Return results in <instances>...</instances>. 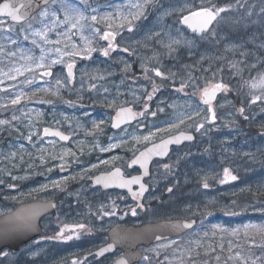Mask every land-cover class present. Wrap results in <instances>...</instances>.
I'll return each mask as SVG.
<instances>
[{"label": "rangeland", "instance_id": "1", "mask_svg": "<svg viewBox=\"0 0 264 264\" xmlns=\"http://www.w3.org/2000/svg\"><path fill=\"white\" fill-rule=\"evenodd\" d=\"M74 2L79 4L77 0ZM131 2L135 0H88L91 8L97 9V12L89 11L88 14L103 17L126 13L125 5ZM158 2H162L165 8L176 10L173 15L165 17L163 23L169 26L165 31L174 37L179 34L193 41L191 47L180 45L176 52L169 54L155 40L146 41L150 31L161 30L157 22L160 12L151 7L146 13L153 16L145 13L146 18L135 22L132 32L127 30V25L121 29L120 22L114 20L101 19L93 25L99 29L91 45L94 48L104 31H115L133 48H144L146 54L142 62L152 64V68L148 70L150 77L146 74V79L141 81L133 75H126L129 78H124L125 82L107 80L113 74L104 72L103 68L108 65L98 61L84 63L77 71L78 79L71 85L66 82L67 64L91 57L84 58L83 53L64 56L63 63L49 67L51 60L58 57L55 53H47V49L60 47L69 52H82L85 45L80 33H68V39L57 36V32H66V27L61 25L56 32L49 33L50 40L60 39L59 45H43L36 38L47 53L42 62L44 67H38L41 48L31 43L33 37L27 28L29 23L39 27L33 19H38V12L19 24L0 18L3 21L0 23V121L6 122L0 124V177L29 181L32 185L28 189L33 191L34 197L63 194L61 207L54 214L55 222L53 219L45 222L42 238L31 245L30 250L15 257L0 256V259H30L31 264H73V261L77 264H113L120 251L98 261L84 255L106 241L105 233L111 226L195 216L198 218L195 228L181 236L144 247V258L137 264H253L254 260L256 264H264V231L244 228L245 225L264 226V208L260 202L264 196V138L251 137L240 131L237 124L243 115L239 109L245 111L247 106L252 112L249 124L264 129V89L251 87L260 74H264V12L261 11L264 0ZM201 5L234 6L223 13L221 21L215 25L218 30L215 40H202L199 34L188 31L177 22L182 8L191 6L195 10ZM60 18H63L62 14ZM84 35L90 36V33L85 31ZM162 39L167 43V37ZM229 45L240 47L229 50ZM242 52L248 54L242 56ZM128 61L121 64L129 67L131 63ZM253 64L255 67H250ZM156 68L162 76L153 74ZM46 70L51 71V75H44ZM97 78L105 82L98 83ZM57 79L63 86L57 85ZM217 82L227 85L228 90H223L211 104L215 114V120H212L209 106L200 101V91ZM182 83L186 86L180 91ZM110 86L116 87L115 93ZM149 94H152L151 100L147 99ZM119 95L131 104L138 103L144 118L131 127L109 134L107 115L121 103ZM257 96L261 99L252 103ZM17 97L20 102L13 104ZM92 97L98 103L97 107L81 112L78 100L89 101ZM85 105L94 104L90 101ZM153 106L159 110L158 116L150 119L151 110L155 112ZM67 109L70 112L67 113ZM95 109L97 113L93 112ZM201 124L203 128L197 131ZM139 125L146 127L141 130ZM169 125L173 127L169 128ZM44 126L63 128L73 135L71 143L62 144L43 136ZM157 129L164 131L157 132ZM179 129L195 131L197 141L193 145L175 148L166 160L153 163L147 179L150 192L144 200L137 202L132 198L125 199L127 196L121 193L102 192L87 181L91 174L111 166L126 168L129 157L140 147ZM150 133H154L151 139L144 140ZM111 144L117 147L110 148ZM101 147L109 150L101 151ZM66 152L69 154L65 155ZM61 156L63 160L58 158ZM100 161L108 163L101 164ZM23 163L29 165L22 166ZM94 164L98 166L91 168ZM164 165L169 168L165 169ZM225 168L237 179L220 183ZM64 177L68 179L61 189L51 187L52 181ZM204 183L208 184L207 188ZM45 184L49 187L42 189ZM70 185L73 187H68ZM74 185L79 191L63 193V189H74ZM70 194L74 198L72 202L68 201ZM120 196L124 202L119 200ZM1 210L3 207L0 206ZM226 211L237 214L228 215ZM105 212L114 214L104 215ZM81 223L85 229L79 230V238L74 236L68 241L48 239L56 236L58 231L55 230H60L58 226ZM233 229L238 231L233 233ZM66 234L73 235L71 231Z\"/></svg>", "mask_w": 264, "mask_h": 264}, {"label": "snow or ice", "instance_id": "2", "mask_svg": "<svg viewBox=\"0 0 264 264\" xmlns=\"http://www.w3.org/2000/svg\"><path fill=\"white\" fill-rule=\"evenodd\" d=\"M237 3H239V0H237ZM242 6V5H241ZM127 8V12H117L115 15L109 14L103 17H98V15H89V11L91 12H97V9L91 8V5L88 3V0H79V4L74 2V0H51V3H49V0H4V2L0 3V15L10 17L13 22H22L27 19L30 13L33 11L38 12V19L37 17H33V19L39 24V27H33V24L29 23L27 25V28L31 32V36L33 37L31 43L35 45L38 48H41V56L39 57V60L41 61L40 64H38V67H44V64L42 63L47 53H55L58 57L57 59L51 60L50 64L48 65L51 67L52 64H58L63 63V57H74L77 55H82L84 58H90L92 53L97 51L98 49L92 47L93 38L96 37L99 33V29H96L93 27V25L98 20H114L119 21V27L122 29L125 25H127V30L129 32H132L134 30L135 22L140 21L142 19H145V13L146 11L151 7L157 9L160 14L157 18V22L160 26L159 32H152L150 31L148 35H146L145 40L151 41L155 40L157 43L161 44L163 47H165L169 54L176 52L178 46L180 45H187L188 47H191L193 41L187 40L180 36L178 34L177 37H174L170 34L169 31H165L166 27H169L163 23L165 17H169L175 13V9H169L165 8L162 2H158V0H135V2H131L125 5ZM234 7L233 5H228L225 7H205V6H199L193 10L191 6H186L185 8H182L181 15L179 20L177 21L179 24L186 25L188 28L192 29V32L195 34H199V38L202 40H215V38L218 35V30L216 29L215 25L218 24L222 19V14L226 13L230 10V8ZM160 9H163L160 11ZM187 12L186 15H184V12ZM262 12H264V8L261 9ZM60 14H62L63 18H60ZM251 13H249L250 15ZM90 21V22H89ZM0 23H3V21H0ZM61 25L66 27V32H57V36L64 37L65 39H68V33H71L72 35H76V33H80V39L84 42V49L81 51H66L62 50L60 47L55 48H48L47 53H45L44 48L41 46L40 43L37 42L36 38H39V40L42 42L43 45H59L61 43L60 39L57 40H50L49 39V33L56 32V29L60 27ZM112 25H109V28H111ZM12 29L9 28V31ZM23 30V29H22ZM75 30V31H73ZM88 31L90 33V36H85L84 32ZM117 33L115 31H104L103 35L100 36V39L103 41H107V47L104 49H100L103 56L108 57L112 51H115L118 49V45L115 43ZM162 37H167V43L164 42V39ZM25 39H28V36H25ZM219 43V41H216ZM75 48V45H73ZM229 50H234L240 46L238 45H229ZM264 47V45H262ZM123 52L127 53L129 52V49L127 47L121 49ZM248 53L242 52L241 55H247ZM26 59H32L31 57H26ZM203 59V57H202ZM73 63L67 64V77L66 82H71V79L73 77ZM235 67V65H233ZM250 67H255V65H251ZM17 72H19V69H16ZM147 71V70H146ZM156 76H162L161 71L156 68L153 69ZM44 75H51V72L46 71ZM57 85H61V80L57 79L56 81ZM186 85L184 83L181 84V88L179 89L182 91ZM93 88L96 87V85H92ZM251 87L253 88H262L264 89V74H260L258 81L251 84ZM221 90H228L227 85L217 82L214 84H211L209 86H206L203 89L202 92V99L205 104H207L208 112L212 113L211 119L215 120V114L213 112V109L211 107V100L215 97L216 93ZM156 91L154 88L153 94ZM148 100L152 99V94H149L147 97ZM261 99V97L257 96L254 97L251 101L252 103L255 102V100ZM20 102V97H17L12 101L13 104H18ZM111 107V105H109ZM145 110H147V105H145ZM162 111V109H161ZM240 113L243 114V108L239 109ZM144 113L141 112L140 115H143ZM155 115V113H152ZM135 114L132 113L130 108H121L117 112V116L115 119V122L113 123V127H119L120 124L124 123L125 120L131 119L132 116ZM183 121H181L182 123ZM6 123L5 121H0V124ZM102 123V122H101ZM94 127L98 128L99 125L94 124ZM173 127V125H169V128ZM201 128H203V124L199 125L197 127V131H199ZM164 131L162 129H157V132ZM45 135H56L59 136L61 140H68V136L63 135L59 131L55 133H51L49 129H44ZM154 135V133H150L148 136L144 137V140H150L151 137ZM183 139L186 140H192V136H183ZM31 139V137H29ZM111 139V138H110ZM175 142H179V137L174 138ZM173 141H162L161 144L155 145L153 149H149L144 153H141L139 157L132 160L129 167H131L133 164H140L141 167L146 168L148 159L151 157V155H164L167 151V145ZM110 148L117 147L116 144L109 145ZM101 151H108V148L101 147ZM69 153H65V155H68ZM59 159L63 160V156L58 157ZM115 159V158H114ZM101 164L108 163L107 161H100ZM98 165H92L91 168H96ZM165 169L169 168V165H164ZM61 171L64 170L63 165L60 166ZM48 171H52V169H48ZM87 171V170H86ZM145 174H147L145 172ZM13 179H16V177H13ZM67 177L61 178L60 180H54L51 182V187L54 189H61L65 182L67 181ZM237 177L235 175H232L229 171V169H224V179L220 181V183H225L229 180H236ZM94 182L96 184H103L105 187H108L110 184L115 183L119 187H128L129 191H131V185L133 184H139V191L133 192V197L142 196L144 192L146 191V186L141 183L140 177H133L131 179H124L120 169H115L113 172L108 173L106 175H101L95 177ZM205 188L208 187L207 183H204L203 185ZM10 187H14V185H10ZM49 185L45 184L42 185V189L48 188ZM169 192L172 191L171 188L168 189ZM234 204V202H233ZM141 207L143 205H140ZM49 207L55 208L54 204H50ZM227 207V206H226ZM104 215H112L114 213H103ZM132 214L135 215V209L132 210ZM210 214V213H209ZM226 214L228 215H236L237 213L226 211ZM191 224H185L184 227L190 228ZM217 227V226H214ZM245 230L249 228H256L258 231H264V226H255V225H245ZM85 229L84 224H74V225H65L64 227H61L60 230L56 233L55 237H48V239H56L61 241H68L74 238H79V230ZM71 231L73 235H67L66 233ZM226 231V230H224ZM238 230L233 229L232 232L236 233ZM159 239V237L157 238ZM112 245H109L107 248L100 249L96 255H102L104 252L111 249ZM8 254L5 252H0V256H7ZM35 255V254H33ZM259 259V257H257ZM73 264H77L76 261H73ZM116 264H127V262L123 259L116 262ZM253 264H256V261H253Z\"/></svg>", "mask_w": 264, "mask_h": 264}, {"label": "water", "instance_id": "3", "mask_svg": "<svg viewBox=\"0 0 264 264\" xmlns=\"http://www.w3.org/2000/svg\"><path fill=\"white\" fill-rule=\"evenodd\" d=\"M2 2H4V0H0V3ZM50 2L51 0H49V3ZM35 13L36 11L30 13L27 19L31 18ZM0 18H7L12 23L24 22V21L13 22L10 17L3 15H0ZM183 26L188 31L192 32V29L188 28L186 25ZM46 71L50 72L49 70ZM46 71H44V73ZM202 92L203 89L200 92V100L203 104H205L202 99ZM219 93L220 91L216 93L215 97L211 100L210 103H213L217 99ZM122 108H130L132 113H134L135 115L132 116L131 119L125 120V122L120 124L119 127L133 123L138 117V113L136 112V110H134L133 107L124 106ZM115 119L116 117L112 120V125L115 122ZM113 128L117 129L118 127H113ZM47 129H49L51 133H55L59 131L63 135L68 136L69 139V135L59 129L50 128V127H47ZM261 133L264 134V131H261ZM189 135L192 136V140H186L182 138L183 136H189ZM56 137L60 139L59 136ZM178 137L180 139L179 142L177 143L175 142L174 138H178ZM195 138H196L195 133L189 130H179L167 134L162 138L150 142L141 149H139L136 152V154L128 161L127 167L131 170L137 169L138 171L136 173L125 175L122 167L115 166L109 170L99 171L93 175H90L88 177V180L91 182L93 187H101L103 190L115 189L120 191H126L130 195H132L133 192H138L139 184L131 185V191H129L128 187L122 188L115 183H112L108 187H105L103 184H96L94 182L95 177L106 175L118 168L120 169V172L124 179L140 177L141 183H143L146 186V191L144 192V194L142 196H138L140 199H143L149 192V185L146 182V179L151 174V166L153 162L157 160H166L174 147L181 146L184 143H192L194 142ZM62 141H67V140H62ZM162 141H173L167 145V151L164 155H155V154L151 155V157L148 159L146 168L141 167L140 164H133L131 167H129L132 160L139 157L141 153H144L149 149H153L155 145L161 144ZM145 172L147 174H145ZM50 204H54L56 208V201L54 199H34L31 201L19 203L14 210L0 214V250L4 247H9L13 251H17L20 248V246H22L24 243L40 235L41 233V229L39 225L40 219L45 215L52 213L55 210V208L49 207ZM185 224H191L192 226L190 228L184 227ZM196 224H197L196 217L161 218L154 221H146L141 224H117L108 229L107 231L108 240L104 244L98 246L91 252L87 253L86 255L88 257L95 256V259L98 260L114 253L117 250H121L120 256L115 260L113 264H116V262L121 259L125 260L127 264H136L140 262L141 259L143 258L144 255L142 249L143 246H149L151 244H154L162 240L178 237L188 232L189 230L193 229L196 226ZM158 237L159 239H157ZM109 245H112L111 249L104 252L102 255L99 256L96 255V253L100 249L107 248Z\"/></svg>", "mask_w": 264, "mask_h": 264}, {"label": "flooded vegetation", "instance_id": "4", "mask_svg": "<svg viewBox=\"0 0 264 264\" xmlns=\"http://www.w3.org/2000/svg\"><path fill=\"white\" fill-rule=\"evenodd\" d=\"M150 10L151 9L149 8L147 11H150ZM147 15H148V13H146V16ZM148 16H153V14H149ZM115 43L119 46L118 49L115 50V51H112L108 57H105V56H103V54L100 51V49H104V48L107 47V41H103L101 39L100 40L97 39V41H96V49H98V50L95 51L92 54L91 58L89 60H80V61L74 63L75 66H74V69H73V77L71 79V85H73L75 80L78 79L77 71L84 63H86V62L97 63L98 61L108 65V67L103 68L104 72H106V73L112 72V74H113L110 77H107V78H110V79H107V80H122V81L125 82V80H123V79L126 78V80H127V78H129L126 75H133L134 77H138L139 81L146 79L145 75L148 74V70H150L152 68V64H148V63L142 62L143 55L146 54L144 48H142V47H134L133 48L130 45V43L127 40H124V38H122V36H120V35L116 36ZM125 47H127L129 49V52L125 53V52H123L121 50V49H123ZM127 60H129L128 63L129 62L131 63V65L129 67H125L124 65L121 64L122 61L125 62ZM154 63H155V61H154ZM153 74H155V72ZM148 76L150 77L149 74H148ZM97 82L98 83H103L105 81H102V78H97ZM115 88L110 86V90H112L113 93H115ZM222 92H223V90H222ZM222 92H221V94H222ZM119 96H120L119 97L120 98L119 102H121V103L119 105H116V107H114V109H112L111 112L107 115V121H109V129H110L109 134L112 133V132H116L117 133V132H119V131L127 128V127H131L132 125H134L135 123L141 121L144 118L143 115H140L142 110L139 109L138 103L131 104L129 101L125 100V97L123 95H119ZM90 101L94 104L93 106L92 105H90V106L85 105V103H88V102L90 103ZM78 102H79V108H80L81 112H83V113H85V111H88V109L93 110L94 107H97L96 105H98V103L94 102L93 97L90 98L89 101L85 100V99H83V100L79 99ZM124 106L133 107L134 110H136V112L138 113V117L133 123L126 124V125H123L121 127H118L117 129H114L112 127V120L117 116V112L119 111V109L124 107ZM59 107H60V109H62L61 106H59ZM150 107H151V105H150ZM63 109H65L64 105H63ZM152 109L155 111L154 112L155 115L152 114L153 111L151 110L150 119H152L153 117L156 118L158 116V112L157 111H159V110H156V106H153ZM66 111H67V113L70 112V110H68V109ZM93 112L97 113L96 109ZM47 127H49V126H44L43 127V132L41 133V134H43V136L54 138L59 143H62V144L71 143V140L73 139V135L72 134H70L69 132L65 131L63 128H59V127H56V126H51L50 128L59 129V130H61L64 133L69 135V139L67 141H62V140L58 139L56 136H54V135H51V134L45 135L44 134V129L47 128ZM145 127H146V125H139V128L141 130L145 129ZM184 145H188V144H184ZM131 157H132V155L129 157L128 161L131 159ZM27 164L29 165V163H23L21 165L23 166V165H27ZM126 165H127V163H126ZM114 166H116V165H114ZM112 167L113 166H111L110 168H112ZM110 168L103 169L101 171L109 170ZM123 169L125 171V174H131L132 173V171L127 169V168H123ZM136 171L137 170H135L134 172H136ZM21 182H23V180L13 179V178L12 179H6V178H3V177H0V206L3 207V210L0 211V214L7 213V212H10V211L14 210L15 207L19 203L26 202V201H31V200H34V199H37V198L55 199V201H56V209H55V211L53 213L45 215L44 217H42L40 219V229H41L40 236L28 241L27 243H24L22 246H20V248L17 251H13L9 247H4V248H2L0 250V252H5L8 255L12 256V257H15L16 255L20 254L21 252H23L25 250H30V248L32 247L31 245H33L35 242H37L38 240H40L42 238V236L44 234L43 229L45 227V222L48 219H53V221H54V219H55L54 214L61 207L60 201H61V198L63 196L62 193H59V194L56 193L57 196L56 195H52L51 196L52 198L51 197H34L33 191L28 189V187L31 186L32 183H30L29 181L24 180L23 184H19ZM10 185H14V187H10ZM68 187H73V185H70ZM93 188H95V187H93ZM95 189H99L102 192L121 193L122 195L124 194V195L127 196L125 199H129L130 198V195H128L125 192H121L119 190H103V189L97 188V187ZM68 191H69V193H75V192L79 191V188H77L75 186L74 189H68V188H66L65 190L63 189V193L64 194L68 193ZM73 199H74L73 195L70 194V198H69V200L68 199L67 200L72 202ZM67 200H65V201H67ZM119 200L124 202L122 196L119 197ZM61 227L58 226V228H61ZM55 231H59V230H55ZM86 258H90V259L94 260L93 257H86ZM16 261H17L16 264H31V260L30 259H23V260L20 259V260H16ZM16 261H12V260H8V259H0V264H14Z\"/></svg>", "mask_w": 264, "mask_h": 264}, {"label": "trees", "instance_id": "5", "mask_svg": "<svg viewBox=\"0 0 264 264\" xmlns=\"http://www.w3.org/2000/svg\"><path fill=\"white\" fill-rule=\"evenodd\" d=\"M239 102V101H238ZM240 103V102H239ZM253 109V108H252ZM252 117V112L250 111V109L247 108V106L245 107V111H243V115L241 116V118L239 119V121L237 122V124H239L238 129L242 132H246L248 135H250L251 137H258L259 135V131L262 128H259L257 125H253L251 126L249 123L252 121L251 120ZM246 136V135H245ZM3 137H1L2 139ZM243 139V137H242ZM246 139V137H245ZM260 202L264 204V196L260 198ZM138 205V204H137ZM139 206V205H138ZM264 208V205H263Z\"/></svg>", "mask_w": 264, "mask_h": 264}]
</instances>
